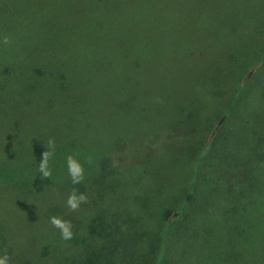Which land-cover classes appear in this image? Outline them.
<instances>
[{
  "label": "rangeland",
  "instance_id": "rangeland-1",
  "mask_svg": "<svg viewBox=\"0 0 264 264\" xmlns=\"http://www.w3.org/2000/svg\"><path fill=\"white\" fill-rule=\"evenodd\" d=\"M4 36L10 43L0 42V80L6 90L0 102V173L16 169L21 180L27 162L39 168L48 139L56 143L52 176L27 198L31 203L23 186L7 189L0 177V247L12 264L26 263L32 251L42 259V238L47 237L62 244L52 250L48 264H63L65 254L73 264H264V163L256 167L264 146V116L259 117L264 110V0H0V41ZM255 60L263 64L256 74L252 70L242 77L254 82L245 105L233 109L237 121L230 125L238 124L228 136L230 144L212 149L209 164L201 165L194 178L199 160L182 162L185 149L200 140L211 143L215 128L206 135L203 127L216 121L215 92L224 87L232 92L226 82L237 80ZM57 80L68 85L67 93H53ZM185 80L205 83L195 90ZM55 98L58 103L68 99L67 104L57 107ZM46 99L53 103H42ZM190 102L195 106L181 114L189 116L188 123L166 135H160L162 127L152 130L159 115L164 120V113ZM68 109L73 116L65 111L63 118L58 110ZM193 117L210 119L198 125ZM153 138L160 148L148 157L153 172L130 181L137 166L130 167L128 160L126 167L115 168L110 150L118 144L154 143ZM69 154L85 169L84 182L77 185L68 176ZM206 170L214 177L210 184L221 188L208 197L215 188L198 187V219L173 223L180 213L173 210L163 226L164 206L180 208L188 191L181 187L184 181L200 182ZM126 182L139 186V199L130 205ZM73 188L88 196L76 212L65 206ZM233 205L237 213L224 215ZM58 207L61 211H54ZM127 212L131 223L119 227ZM105 213L115 214L118 227H110L111 236L92 240L101 255L88 261L85 246L91 236L85 235V246L76 236H82L81 228L87 233L93 222L94 236H104ZM53 215L77 227L72 240H62L49 224ZM217 219L230 220L240 235L215 232Z\"/></svg>",
  "mask_w": 264,
  "mask_h": 264
},
{
  "label": "trees",
  "instance_id": "trees-1",
  "mask_svg": "<svg viewBox=\"0 0 264 264\" xmlns=\"http://www.w3.org/2000/svg\"><path fill=\"white\" fill-rule=\"evenodd\" d=\"M129 22H131V21H129ZM128 25H130V23H128ZM260 59H262V57ZM259 61L260 60H257L252 65H250L246 71L244 69V72L237 77V80H228L226 82V84H230V86L233 88L232 92H230V88H228V91H227L226 87H224L219 92H215L216 94L214 93L215 94L214 98H215V101L217 102L216 104L219 107V111L217 112V114L213 118V120L216 119V121H215V123L213 122L211 124L204 125L205 127H203V128H205V134L206 135H211V133L213 132V130L215 128V132L213 134L214 137H213L211 143L208 145L207 144L205 145V140H200L195 145L194 144L188 145L187 148L185 149V155L183 156V158L181 160L184 163H192V161L194 159L199 160V162L202 161L200 164H198L199 162L195 164L196 165L195 171H194V173H192V174H196L194 176V178H197L199 176L200 173L198 174V168L201 165H202L201 169H203L206 164H209V160H210L209 158H211V154L213 153V150L217 147V145L225 144L224 146H226V145L230 144L229 140H228V136L233 131L232 130L233 125L238 124V122H237V123L233 124L232 126L230 125L232 120L237 121L236 116L233 115V109H238L239 107H242L245 105V103H246L245 98H247L248 90L251 89V87H252L251 85L254 82V80H248V78H247V80H242V77L247 72L251 73L252 70H253L252 75L259 72L260 65L263 64V63L260 64ZM179 81H180V88H181L182 83H181V80H179ZM185 81H187L188 85L193 86V88L195 90H200V87L202 88L203 84L205 83L204 80H194V81L185 80ZM57 83H58L57 84L58 85V91L56 90L53 93H59V92H61V94L67 93V91L64 92L63 89H65V87L68 85L64 84V86H62V83H60L58 80H57ZM5 91H6L5 87H4V85L1 84V80H0V102L2 101L1 100L2 95ZM57 98L54 99V103L56 104L57 107H58V105L60 107H62V105L67 104L68 99L61 101V103L60 102L58 103V101L56 100ZM194 98L198 102H200L199 96H195ZM42 103H45L46 105H51V103H53V100H47L46 99ZM200 104H201V102H200ZM77 106H76V112L79 113L81 111V109L77 110ZM193 106H195L193 102H190L187 104L185 103L184 105H181V106L175 108L174 110H172L168 113H164V114H168V118L164 119V120L167 119L166 123L164 122V120L161 119L162 114L159 115L156 118V122H154V123H156V125H154L152 130H154L156 128V126L162 127L164 129H162L160 135H164V134L166 135L168 130L171 134L172 128L177 127L183 123H188L186 119L189 118V116H181V114L187 112ZM58 111H60L62 113L63 118H65V111L71 112L72 116L74 114V110H72V109L58 110ZM169 113H170V116H169ZM176 114H179V116H175ZM261 116H264V110H261L259 112V117H261ZM193 119H194L193 121H197L196 124L200 125V124H206L210 118L209 117H207V118L202 117L201 120H199V121L195 117H193ZM244 119L247 120L248 118L245 117ZM217 120H222L220 126L217 125ZM164 123L166 124L165 126H163ZM244 123H246V122H244ZM165 128H167V129H165ZM169 135L167 137H169ZM153 139H154V143H152V142L149 143L150 140H147V141H144L142 143L118 144L113 150H110L111 153H109V156H110L111 160L113 161L115 168H116V166H121L123 164L125 165V167L127 166V164H132V166H130V167H133L134 165L137 166L136 172H131L130 173L131 175H128V179H130V181H131V179H134V178H137V179L146 178L148 176V171L153 172V168L150 167L151 162L148 159V157H151V155H154L155 152H157V150L160 149L158 140L156 138H153ZM163 139L168 140V138H163ZM211 145H212V148H211ZM230 146H229V148H230ZM127 161H128V163H127ZM50 162L56 163L54 161H50ZM262 163H264V146L256 154V167L262 165ZM10 169L11 170H7V171L2 170L0 173L1 179L5 181L4 187H7V189L10 188V190H11L12 188L14 189V187L19 189L23 186L26 202H27V198L30 197L31 194L34 195V193H36V191L39 190L38 187L42 186L45 183L46 179L41 178V173L39 171H37L38 166L33 162H27L25 164V168H24L25 173L23 176H21L23 178L24 182L22 181V178H21V180L19 179L18 171L16 169H12V168H10ZM210 173H211V170L209 172H207V170L203 171V173H201V175L199 177L202 180L200 182L198 180L195 181L193 177L184 181V183H183L184 185L181 187H185V189L188 190L187 194H185L184 196L183 195L181 196V198H182L181 204H179L180 208L172 206V205H166L167 207L164 206L163 211L160 214L161 219H162V220H160V222L163 224V226H165V223H167L168 219H170L172 214H174L173 210H178V211L180 210V213L174 219L173 223L181 222L180 225H182L183 223H186V222H182V221H185L186 218L194 219V217H195L194 214L197 215L196 213H198L199 212L198 210H200V209H198V206H196V203L199 199L198 194H197L199 192L198 187L202 183H204V185H209L211 188H215V185L213 187V185L210 184V180L212 178H214V177H210L211 176ZM151 176L153 179V175H151ZM18 179H19V181H17ZM88 179H89V181L92 180L91 177ZM6 182H8L9 184H7ZM36 182L38 183L37 186L32 185ZM222 182H225L228 184V181L226 182L224 180ZM255 182H256V177L253 174L252 183H254L256 186ZM219 184H221V183H219ZM6 185H8V186H6ZM9 185H12V186L9 187ZM96 185H97V183L95 182V186ZM125 185H129L126 188H128L127 203L130 205V204H132V201H136L137 198L139 199V192H138L139 186H138V184L129 183V182H126ZM222 186H224L223 183H222ZM238 186L240 188H242V186L240 184H238ZM83 187H84V184H83ZM131 187H133L135 189H132ZM28 188H30L31 191H29ZM81 188H82V186H80V190H81ZM219 188H221V185H219L214 190L210 189V193H209L208 197H210V195H212L214 192H216V190H218ZM230 188H232V187H230ZM14 191H15V189H14ZM98 195L101 196V192H100V190L97 189V196ZM213 201L214 200H212V204H213ZM27 203H31V202H27ZM54 204L55 203H53V205ZM233 204H235V203H233ZM218 206H219V203H217L216 208H218ZM242 207H244V206H242ZM208 208H210L209 203H208ZM54 211L59 212V211H61V208L58 207V209L56 208ZM237 211H238L237 207H235V205H233V206H230L229 208H227V211L224 212V215L225 214L226 215H230V214L233 215V214L237 213ZM126 215H127V219L121 221V224L119 225V227H123V225H124V228H126V226L131 223V221H132L131 216L128 214V212L126 213ZM104 216L106 218H109V220L107 222L103 221V224L102 223L100 224V232L103 233L104 236H94L96 234L95 229L93 227L94 222H93V224H91L90 227H87V231H86L87 233H85L81 230L84 228H81L79 230V232L82 234V236H76V238H78V239L82 238L84 240V242H83L84 246H85L86 236L87 235L91 236L90 237V243L87 246H85V248H89V255L87 257L88 261H90L89 260L90 258H93L95 256V253L97 254L98 257L101 255V252L97 250V246L94 245L92 240H95L94 239L95 237H100V238L105 239L107 236H111L113 234V232L111 233L112 228H110V227H118L117 226V219H116V216L114 213H112V214L105 213ZM100 219H105V218H103V216H100ZM197 219H198V216H196V218L193 221H195ZM93 221H95V220L93 219ZM232 224L233 223L230 220L223 221L221 219H217V222L214 223L213 230L222 236L240 235L241 232L239 230V227H236L234 224L233 225ZM171 225H172V223H171ZM222 225H228L230 227V230L229 231L224 230ZM168 226H170V223L168 224ZM72 230H73L74 236H75L77 227L73 226ZM2 231H5V230L2 229ZM115 231H117V229ZM6 232H7V230H6ZM122 232L123 231L119 230V232L117 231V234L122 235ZM3 237L6 238V236H3ZM3 237L1 236V238H3ZM32 238H34V236H32ZM49 238L48 237L42 238V253H41L42 259L40 257H38V255L36 254L35 251H32V256H31L30 260H27L26 263H24V264H42V262H44V264H48L50 262L49 257H50L52 250L56 247H59V245H62V244H60L61 243L60 239L51 240ZM30 241H31V239H30ZM49 242H52L56 245L51 246L49 244ZM29 245L32 247L33 244L30 243ZM102 248L104 249L103 246H102ZM2 250H4V249L3 248L1 249V247H0V255L3 254ZM149 250H152V249H149ZM72 260H73L72 258L68 259L67 255L65 254V260H64L63 264H73ZM11 262L12 261H10V264H12ZM17 264H21V262L17 263Z\"/></svg>",
  "mask_w": 264,
  "mask_h": 264
},
{
  "label": "clouds",
  "instance_id": "clouds-1",
  "mask_svg": "<svg viewBox=\"0 0 264 264\" xmlns=\"http://www.w3.org/2000/svg\"><path fill=\"white\" fill-rule=\"evenodd\" d=\"M0 42H2L4 45H8L10 43V38L8 36H4ZM45 149L46 150L42 153V159L38 168L42 179H48L52 176V170L49 166V163L55 156L56 152L55 138L50 137L48 139ZM86 162L89 164L92 163L91 156L87 158ZM65 164L71 183L73 185L82 183L85 179V169L79 160H77L75 156L69 154L65 158ZM87 202L88 196L84 193H78V191L73 188L65 201V206L70 212H76L79 210L81 204ZM49 224L60 232L62 240L70 241L74 238V232L72 230L73 225L70 221L63 219L60 216L53 215L49 218ZM10 260L11 257L5 249L3 254L0 255V264H10Z\"/></svg>",
  "mask_w": 264,
  "mask_h": 264
}]
</instances>
